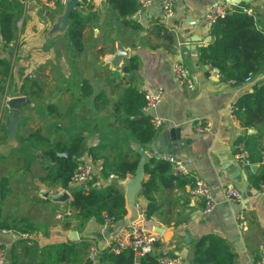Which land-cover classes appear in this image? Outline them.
<instances>
[{"label": "crops", "instance_id": "0c3cea01", "mask_svg": "<svg viewBox=\"0 0 264 264\" xmlns=\"http://www.w3.org/2000/svg\"><path fill=\"white\" fill-rule=\"evenodd\" d=\"M9 1L17 4L19 17L11 44L5 45L0 33V184L2 178L8 176L11 189L9 198L0 200V225L6 223L12 227L26 218L38 230L33 237L0 232V243L7 254L14 250L17 264H43V247L74 243L82 249L79 263L73 261V256L58 264H86L91 254H96L92 264H111L101 258L102 252L114 243V225L106 226L91 219L79 227L73 218H56L62 212L71 216L68 204L72 196L68 202L60 203L57 214L51 212L50 205L42 204L38 197L40 190L53 189L40 180L46 173L37 179L38 190L34 194L30 192L27 174L29 166L37 159L19 154L25 149L21 139L37 131L49 143L69 144L83 137L81 162L92 160V184L95 188L105 187L117 181L114 172L108 180L101 175L105 163L115 165L121 160L139 161L132 147L141 143L129 129L130 122L150 120L152 114L143 111L145 95L163 87L165 97L156 110V115L165 120L160 130L181 128L183 138L192 140L190 160L193 162L189 169L210 185L215 208L209 214L204 213L206 202L193 198L191 178L174 179L170 187L159 183L154 195L159 212L153 218L147 219L146 202L137 199V206L145 211L139 223L148 229L154 228L160 235V242L151 257L181 256L185 264H189L188 255L194 252L196 244L214 235L224 242L234 257L233 264H260L264 259V194L261 191L264 184V113L256 125L244 128L232 109L241 98L264 87V73L252 77L242 86H235L224 82L216 69L202 61L201 51L214 42L211 29L204 24V16L219 0H176L175 12L170 18L164 16L161 0H155L142 11L133 0L137 11L126 17L113 8L111 0H93L92 9H80L83 20L88 21L83 32L82 52L76 50L68 32L53 38L49 36L55 19L63 14L64 4L49 8V0ZM248 1L250 3L245 5L253 10L257 29L264 33V0ZM167 33L171 34L170 38L166 37ZM118 43L130 56L119 69H115L107 58L115 55ZM131 58L137 62V67L127 73L124 69L129 66ZM175 63L190 72L193 89L177 80L173 72ZM32 72L37 74L39 82L28 80L29 75L35 77ZM128 89L144 96L143 105L135 113L142 118L132 119L137 115L126 114L124 103ZM18 96L29 97L35 107L42 105L45 115L34 113L32 109L35 108L23 111L17 134L19 146L13 148L7 144V101ZM198 120L210 121L211 131L196 134L193 126ZM50 124L56 127L52 128V133ZM34 127L37 130L26 134V128ZM44 128L48 131L45 132ZM240 140L251 161L250 167H243L236 160ZM90 149L94 151L90 152ZM227 156L239 167L244 181L251 188L246 196L241 186L231 181L221 168V159L227 160ZM172 176L177 178L174 173ZM132 177L128 176L125 183H120L122 189V184ZM149 177L146 174L145 181ZM185 180L189 183L184 185ZM228 186L240 191L241 202L227 197ZM21 200L27 201L31 208L23 209ZM34 210L37 213L33 217ZM240 215L244 217L246 230L240 227ZM66 224H70V229L64 228ZM54 225L63 227L56 229ZM69 230L78 232L79 241L70 242L65 233ZM187 231L190 243L184 246ZM84 244L89 246L87 251H84Z\"/></svg>", "mask_w": 264, "mask_h": 264}, {"label": "trees", "instance_id": "16d2710c", "mask_svg": "<svg viewBox=\"0 0 264 264\" xmlns=\"http://www.w3.org/2000/svg\"><path fill=\"white\" fill-rule=\"evenodd\" d=\"M111 5L125 17L133 15L137 11L133 0H111ZM244 8L249 9L248 6L242 4L225 19H219L211 28L214 42L201 51L202 61L212 69L218 70L224 82L235 86H242L252 77L264 73V33L257 29L255 17L244 13ZM18 11L19 8L16 3L13 4L9 0H0V33L5 45L11 44L15 38V29L19 17ZM71 18L72 24L68 30V35L76 50L82 52L83 32L88 21L83 20L81 11L73 13ZM158 29L162 31L161 27ZM170 36L171 34H166L167 38H170ZM136 67L137 62L132 59L129 66L124 70L129 73ZM8 71L7 69L6 74H8ZM125 98L124 107L128 116H132L139 111L144 102V96L132 89L125 92ZM235 109L233 114L244 128L256 125L255 123L264 113V87L258 88L252 95L241 98L235 105ZM147 119L141 122H130V128L128 126L141 145L145 147L151 143L158 132L153 128L149 118ZM21 142L25 149L19 151V154L25 157L39 158L41 165H44L46 176L40 178L43 183H47L53 188H69L71 178L77 169L78 163L82 160L83 137L80 136L69 144L49 143V140L40 131H37L27 138L21 139ZM240 142L242 141H238V145H240ZM35 151L40 153H35ZM58 151L71 152L73 159H58ZM89 151L93 152L94 149ZM138 162L131 163L121 160L115 165L105 163L101 175L108 180L111 172H114L113 175L117 177V181L109 183L105 187L95 188L92 183H89L69 188L72 200L68 206L72 210L73 219L78 222L79 227L84 226L91 219H95L99 224L104 225L105 216L113 220V225L127 217L125 190L123 191L125 184H122V189L120 183H125L128 176L134 175ZM172 173L171 165L163 160H153L146 168V174L150 177L144 181L143 193L138 196V199L141 198L146 202L147 219L155 217L159 212L154 197L159 189V183L170 187L172 180L184 179L178 176L173 178ZM262 178L264 181V173H262ZM187 183L189 182L185 180L184 185ZM10 193V179L8 176H4L0 184V200H7ZM39 201L42 204H49L51 212L54 211L57 214L60 211L58 210V207H60L58 202L53 203L50 199H39ZM64 228L70 229V224H66ZM4 230L10 231L14 235L33 237L38 229L31 220L22 218L12 227L7 226L6 223L0 225V232ZM83 248L86 249L84 251H87L89 246L84 244ZM194 252L193 264H233L234 257L229 253L224 242L214 235H209L199 241L194 248ZM41 253V259L44 260L43 264L65 263L73 256V261L79 263L82 249L74 243H65L43 247ZM15 254L14 250L10 251V261L7 260L6 264H17ZM158 259L147 256L141 261V264H158ZM101 261L111 264H134L135 254L133 251L128 250L116 255L110 247L102 252ZM92 263L94 262L87 259L86 264Z\"/></svg>", "mask_w": 264, "mask_h": 264}, {"label": "built area", "instance_id": "2783aa9c", "mask_svg": "<svg viewBox=\"0 0 264 264\" xmlns=\"http://www.w3.org/2000/svg\"><path fill=\"white\" fill-rule=\"evenodd\" d=\"M66 0H49L47 6L49 8H56L61 4H64ZM80 1V9L82 8H90L93 7V0H79ZM155 0H135L138 5L139 11L144 10L145 8L151 6ZM224 1V0H219ZM237 7L234 4H226L221 5L219 2L214 3L206 12L204 16V24L207 28L211 29L216 24L219 19H225L229 14L233 13V8ZM161 8L165 17L170 18L173 16L176 8V0H161ZM244 13L248 15H253V10L244 8ZM173 72L175 77L181 84H185L188 88L193 89L194 84L190 75V72L180 63H175ZM32 79V76H29ZM165 97V89L163 87H159L153 92H147L145 95V106L143 111L145 114H152L150 116V122L154 129L159 131L162 127H164L165 120L158 115H156V110L159 105L163 102ZM236 109H232V113H234ZM212 123L208 120H198L194 126L193 130L198 135H204L211 131ZM163 161L167 162L171 165L172 171L175 176L187 179L191 178L193 180L192 185V195L193 198L198 199L201 198L205 200L206 206L204 209L205 214L211 213L215 204L212 197V190L210 185L196 176L189 169V164L193 161L184 160L180 157L169 156L163 157ZM236 160L239 161L243 167H250L251 161L249 160L246 151L244 150L242 145H237L236 147ZM114 178V176H111ZM94 182V174H93V162L90 160L89 162H79L77 169L75 170L69 188L85 185ZM63 188H53V189H43L39 191L38 197L41 200H48L52 196H56L62 194L64 192L68 193L70 197L72 196L71 191ZM261 191L264 194V184L261 186ZM227 197L236 202L242 201V194L239 190L235 189L233 186H228L226 188ZM139 210V219L128 227L120 230L116 233L114 237V243L111 245V251L119 255L125 251L131 250L135 254V263L141 264V261L147 256H151L154 248L157 243L160 242V235L154 229H148L144 224L139 223L141 220V216L145 213L144 210L138 207ZM57 218H61V215H58ZM238 221L240 223V227L243 230L247 229L246 222L244 220L243 215L238 216ZM105 225L110 226L113 225V220L107 216H105ZM4 234H13L10 231H2ZM96 254L90 255V260H95ZM7 263V252L5 248L0 243V264ZM158 264H185V260L181 256H171L166 255L162 256L158 259ZM260 264H264V259Z\"/></svg>", "mask_w": 264, "mask_h": 264}, {"label": "water", "instance_id": "95a60500", "mask_svg": "<svg viewBox=\"0 0 264 264\" xmlns=\"http://www.w3.org/2000/svg\"><path fill=\"white\" fill-rule=\"evenodd\" d=\"M221 5L234 4L242 5L249 4L248 0H224L219 1ZM75 12H80V1L79 0H66L64 3L63 14L57 17L54 21V24L49 32L51 38L59 34L67 33L71 24H72V14ZM117 52L113 56L107 58V62L110 63L113 68L119 69L125 59L129 58V52L123 47L121 43H118ZM219 74L218 70H215ZM131 76V75H130ZM1 91V89H0ZM7 107L9 110L8 122H7V144L13 148L19 146L17 141V134L19 125L22 120L23 111L25 109L34 108L35 103L27 96H18L10 98L7 101ZM142 118L140 114L133 117L132 119ZM192 145V140L188 138H183L181 133V128H173L169 130H159L156 137L148 145V148L141 144H134L133 151L139 156V162L137 169L133 177L125 184V198L127 203V209L130 211V216L124 218L120 222L116 223L112 228V233H117L120 230L128 227L139 219V210L136 204L138 196L143 193V183L146 179V168L151 164L154 159H162L163 157L175 156L177 155L184 160L192 159V150L190 146ZM180 155V156H179ZM228 157V156H227ZM58 159H73V154L69 151L67 152H57ZM221 168L229 176L231 181L236 185H240L244 195L251 188L247 182L244 181L242 173L239 167L234 164L230 158L227 160L225 158L221 159ZM70 195L66 192L50 197L51 201L58 203L68 202ZM66 233V236L72 242L79 241L78 232L69 230ZM185 243L184 246H187L190 243V236L188 231L185 233ZM10 259V256L7 254V260ZM194 252L191 251L188 255V263L193 264Z\"/></svg>", "mask_w": 264, "mask_h": 264}, {"label": "rangeland", "instance_id": "374dc122", "mask_svg": "<svg viewBox=\"0 0 264 264\" xmlns=\"http://www.w3.org/2000/svg\"><path fill=\"white\" fill-rule=\"evenodd\" d=\"M35 74V77L34 75H29V76H32L33 79H27L30 81L31 80V83H33V81L35 82H39V78L37 77V74L35 72H32ZM6 103V102H5ZM35 109H32V111L36 114H41V115H45V109L42 105H39L37 104V107H34ZM55 127V125H52L50 124L49 126V129L51 131V133L53 132L52 131V128ZM56 128V127H55ZM163 128V127H162ZM30 130H27L26 128V134H29L30 132H34L35 130H37V128H29ZM44 131L47 132L48 130L46 128H44ZM55 132V131H54ZM51 133H49L50 135H52ZM35 153H40L38 151H35ZM41 160L39 158H37V161L34 160V162L29 166V173L27 174V181L28 183L31 184V189H30V192L33 191L32 193L34 194L36 192V190H38L39 187H37V179L40 178V177H43L45 175V170H44V165L42 164L41 165ZM39 194V193H38ZM22 201V204H23V209H30V204L27 202V201H24V200H21ZM36 203V199L34 200ZM37 213V210H34L33 212V217L35 216V214ZM26 215H28V213H25ZM61 215V219L64 220V218H67L68 220L69 219H72L74 217L73 214H71V216H67L66 213L64 214V212L60 213ZM57 218V217H56ZM55 218V221H58L57 219ZM60 222V220L58 221ZM64 223H62L61 225H63ZM53 227H56L57 228H62L63 226H56L54 225Z\"/></svg>", "mask_w": 264, "mask_h": 264}]
</instances>
